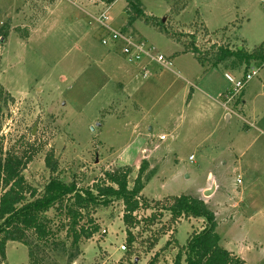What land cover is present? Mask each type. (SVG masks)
I'll return each instance as SVG.
<instances>
[{
  "label": "rangeland",
  "instance_id": "obj_1",
  "mask_svg": "<svg viewBox=\"0 0 264 264\" xmlns=\"http://www.w3.org/2000/svg\"><path fill=\"white\" fill-rule=\"evenodd\" d=\"M139 1L145 18L153 20L135 19L128 1L118 0L109 24L174 59L169 70L146 59L131 62L119 48L104 45L108 33L94 19L106 9L99 0H0V157L34 154L24 176L40 192L51 177L49 154L58 176L79 189L93 188L115 170H130L132 189L145 161L140 201L150 209L140 210L138 220L167 197H202L214 181L219 191L205 199L221 246L246 264H264V64L226 59L199 83L211 98L203 102L202 91H196L193 104H186L189 81L196 83L203 70L194 48L209 70L220 50L264 52V0ZM251 71L257 74L242 91L247 108L241 96L228 102L233 85L225 73L240 80ZM223 90L221 100L239 116L228 112L227 119L214 101ZM163 214L150 228L141 223L131 229V248L124 205L114 200L82 220L91 227V218L99 231L73 247L69 220L51 209L48 227L65 249L36 245L35 258L38 264H148L157 255L158 264H174V242L184 246L204 220L170 225V214ZM162 226H170L167 235L159 233ZM153 234L160 241L148 252ZM123 244L127 249L121 252ZM28 254L29 247L9 242L0 264H31Z\"/></svg>",
  "mask_w": 264,
  "mask_h": 264
},
{
  "label": "trees",
  "instance_id": "obj_2",
  "mask_svg": "<svg viewBox=\"0 0 264 264\" xmlns=\"http://www.w3.org/2000/svg\"><path fill=\"white\" fill-rule=\"evenodd\" d=\"M106 6H112L117 0H99ZM129 9L133 10L134 18H145L139 0H127ZM151 21L153 19L145 18ZM263 48L260 47V49ZM221 56L213 67L218 66L228 58H236L242 63L249 65L252 61L264 64V52L248 54L243 48L235 52L220 50ZM197 56V61L205 66V60H201L198 50L191 52ZM34 154L23 151L21 154L7 152L0 157V259L6 257V247L9 242H17L29 247V259L31 264H38L35 258V247L43 246L58 250L65 244L56 242L48 227L49 220L45 215L51 209H57L64 213L68 222L67 237L72 238V246L77 247L83 240H90L99 231V226L90 218L91 227L81 225L82 220L91 217L99 207H108L114 200L122 201L124 205L123 223L126 227L127 245L133 247L136 238L131 232L132 228L139 227L141 223L145 227H152L164 217L163 213L170 214V225L180 220L203 219L204 226L201 231H193L184 246L175 243L178 253L174 264H246L239 256L221 246L218 222L215 214L207 204L198 198L191 196L167 197L162 201L155 202L157 210L149 217L138 220L137 213L144 209H150L140 200V195L145 188L142 174L146 163L140 169L134 187L129 188L130 170H115L106 172L105 178L93 188L79 189L75 183L67 184L58 176V163L53 154L46 156L45 164L51 173L49 182L43 191L32 188L25 176L24 171L32 162ZM160 213V214H158ZM170 226H162L159 230L161 235H167ZM160 235H152L148 252L153 251L160 241ZM30 239L34 240L31 243ZM166 244V248L170 247ZM34 248V249H33ZM33 249V250H32ZM131 255L127 254L130 260ZM123 264V263H121ZM148 264H158L155 255Z\"/></svg>",
  "mask_w": 264,
  "mask_h": 264
},
{
  "label": "built area",
  "instance_id": "obj_3",
  "mask_svg": "<svg viewBox=\"0 0 264 264\" xmlns=\"http://www.w3.org/2000/svg\"><path fill=\"white\" fill-rule=\"evenodd\" d=\"M103 6L106 7L104 11L98 16L97 18L94 17L96 22L100 25V27L108 33V38L104 39L102 43L104 45H112V47H117L121 50L122 54L127 57L131 62L141 63L144 59L149 60L151 62H155V64L160 65L165 69H170L172 67V62L166 58V56L157 54L154 50L149 48H144V46L140 45L137 41L133 40L132 37L129 35L124 34L119 30H115L110 24V17H109V7L102 3ZM256 71H251L249 74L245 75L240 80H235L229 74L225 75V78L228 82L233 85V91L227 94L228 102L232 101L234 97H239L242 91L245 89V86L256 76ZM164 140V137L161 138ZM190 161L194 160V156L189 158ZM238 184H242L241 178L237 179ZM238 203H234L233 207L236 208ZM127 246L123 244L120 247V251H126Z\"/></svg>",
  "mask_w": 264,
  "mask_h": 264
},
{
  "label": "crops",
  "instance_id": "obj_4",
  "mask_svg": "<svg viewBox=\"0 0 264 264\" xmlns=\"http://www.w3.org/2000/svg\"><path fill=\"white\" fill-rule=\"evenodd\" d=\"M118 1V0H117ZM116 1V2H117ZM194 2V0L192 1V3ZM115 4V3H114ZM113 6V5H112ZM112 6L111 7H109V11H110V9L112 8ZM172 62H174V59H173V61ZM199 65H200V67L203 69V70H201V73L199 74V75H197L198 76V78L196 79V83H192V82H190L189 81V84H190V88H191V90H190V92H188V101H186V104L187 105H192L193 104V101H194V98H195V95H196V91H202L201 93H202V96H203V99H204V101L203 102H206V101H208L207 99H205V98H209L210 97V95H209V93H207V92H204L203 91V88L202 87H200V85L201 84H199L200 82L201 83H203L205 80H207V78L213 73V70H215L216 68L215 67H212V69H207V68H205L204 66H202L200 63H198ZM217 67V66H216ZM215 68V69H214ZM226 74H228V73H225V75ZM224 75V76H225ZM161 77V76H160ZM157 78H159V77H157ZM228 89V88H227ZM226 89V90H227ZM226 90H223V91H218L219 93H218V95H217V97H215L216 99L214 100V101H216L218 104V106H220L221 108H225V116L227 117V119H230V117H229V115H228V112H231L232 114H236L237 116H239L234 110H233V108H231V106L230 105H228L227 103H224L223 102V100H221V97H222V94H223V92H225ZM186 92V91H185ZM245 93H243V97H242V93L240 94V96L242 97V99H243V102L241 103L245 108H247V102H246V100L244 99L245 98V95H244ZM240 96H239V98H240ZM211 98V97H210ZM241 99V100H242ZM238 101H240V99L238 100ZM209 104V103H208ZM231 104V103H230ZM233 105V104H232ZM212 106H213V108H216V106L215 105H213L212 104ZM241 106V105H240ZM239 106V107H240ZM231 115V114H230ZM164 137V136H163ZM161 138H162V136H161ZM164 139H165V137H164ZM173 140H176V137H174V138H172ZM172 146H167V150H168V152H172L171 151V148ZM191 157V156H190ZM189 157V158H190ZM211 183V182H210ZM209 183V185L208 186H206L205 188H204V190H203V193H205L207 190H209L212 186H211V184ZM213 183H215L214 181H213ZM216 184V183H215ZM213 185V184H212ZM216 186H217V189H216V191H215V194L219 191V185H217L216 184ZM194 198H198V199H201V200H203L206 204H207V206H208V200H206L205 199V196L203 195L202 197H194ZM181 246H183V245H181ZM184 264V263H183Z\"/></svg>",
  "mask_w": 264,
  "mask_h": 264
},
{
  "label": "water",
  "instance_id": "obj_5",
  "mask_svg": "<svg viewBox=\"0 0 264 264\" xmlns=\"http://www.w3.org/2000/svg\"><path fill=\"white\" fill-rule=\"evenodd\" d=\"M216 189H217V186L215 183H213L212 187L204 193V196L210 197L211 195L215 193Z\"/></svg>",
  "mask_w": 264,
  "mask_h": 264
}]
</instances>
